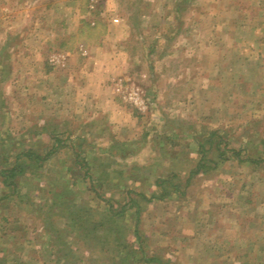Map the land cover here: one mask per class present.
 <instances>
[{
    "label": "rangeland",
    "instance_id": "374dc122",
    "mask_svg": "<svg viewBox=\"0 0 264 264\" xmlns=\"http://www.w3.org/2000/svg\"><path fill=\"white\" fill-rule=\"evenodd\" d=\"M0 264H264V0H0Z\"/></svg>",
    "mask_w": 264,
    "mask_h": 264
},
{
    "label": "trees",
    "instance_id": "16d2710c",
    "mask_svg": "<svg viewBox=\"0 0 264 264\" xmlns=\"http://www.w3.org/2000/svg\"><path fill=\"white\" fill-rule=\"evenodd\" d=\"M50 154H52V151H49L43 158H40L39 155H37V154H35L33 152H29V153L26 154V157L28 159H34L35 161H40V160H45ZM76 158H77V156H76ZM200 167H201L200 165H197L195 172H197ZM21 173H22V168L18 165V163H15L11 168L6 170L5 175H4V183L8 182L9 186L10 185L13 186L14 185L13 184V179L16 176L20 175ZM192 174H190V175H192Z\"/></svg>",
    "mask_w": 264,
    "mask_h": 264
}]
</instances>
